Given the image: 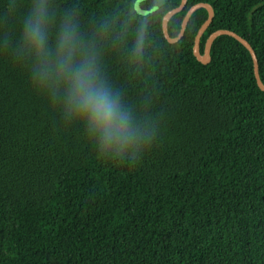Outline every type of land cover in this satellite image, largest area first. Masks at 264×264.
<instances>
[{
    "label": "trees",
    "instance_id": "trees-1",
    "mask_svg": "<svg viewBox=\"0 0 264 264\" xmlns=\"http://www.w3.org/2000/svg\"><path fill=\"white\" fill-rule=\"evenodd\" d=\"M180 2L48 0L150 130L139 151L112 155L33 86L18 55L29 0H0V264H264V92L231 37L214 40L207 65L195 59L205 9L165 40ZM198 3L214 10L200 53L232 31L264 84V0H187L171 38Z\"/></svg>",
    "mask_w": 264,
    "mask_h": 264
},
{
    "label": "clouds",
    "instance_id": "clouds-1",
    "mask_svg": "<svg viewBox=\"0 0 264 264\" xmlns=\"http://www.w3.org/2000/svg\"><path fill=\"white\" fill-rule=\"evenodd\" d=\"M19 40L18 55L31 61L33 86L46 91L63 118L80 125L99 152L134 153L150 142V130L104 78L95 49L81 38L71 16L54 24L48 0H29Z\"/></svg>",
    "mask_w": 264,
    "mask_h": 264
},
{
    "label": "water",
    "instance_id": "water-1",
    "mask_svg": "<svg viewBox=\"0 0 264 264\" xmlns=\"http://www.w3.org/2000/svg\"><path fill=\"white\" fill-rule=\"evenodd\" d=\"M187 0H181L180 5L174 9H172L171 11L167 12L162 19V32L164 35L165 40L169 43V44H175L177 42L180 41V39L183 37L184 35V31L186 29L187 23L190 19V17L192 16V14L194 12H196L199 9H205L207 11V19L206 21L202 24V26L199 28L195 39H194V45H193V56L195 57V59L201 63L202 65H207L210 62V49L212 46V43L214 42L215 39H217L220 36H228L231 37L233 39H235L237 42H239L249 53L250 56L252 58V62H253V72H254V77H255V81L257 84V87L264 92V84L262 83V81L260 80L259 77V69H258V60L257 57L255 55L254 50L252 49V47L249 45V43L244 40L242 37H240L239 35H237L236 33L229 31V30H218L213 32L206 40L205 45H204V49H203V53H200V39L203 35V33L206 31V29L209 27L210 23L212 22V19L214 17V10L213 8L209 5V4H205V3H198L194 6H192L184 15L182 23H181V27H180V31L177 35V37L175 38H171L168 34V22L169 20L176 15L177 13L181 12L184 7L186 6Z\"/></svg>",
    "mask_w": 264,
    "mask_h": 264
}]
</instances>
